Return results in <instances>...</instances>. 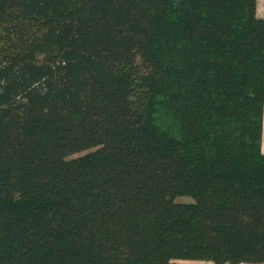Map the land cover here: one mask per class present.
Instances as JSON below:
<instances>
[{
    "label": "trees",
    "instance_id": "16d2710c",
    "mask_svg": "<svg viewBox=\"0 0 264 264\" xmlns=\"http://www.w3.org/2000/svg\"><path fill=\"white\" fill-rule=\"evenodd\" d=\"M203 262L264 264L258 0H0V264Z\"/></svg>",
    "mask_w": 264,
    "mask_h": 264
},
{
    "label": "rangeland",
    "instance_id": "374dc122",
    "mask_svg": "<svg viewBox=\"0 0 264 264\" xmlns=\"http://www.w3.org/2000/svg\"><path fill=\"white\" fill-rule=\"evenodd\" d=\"M258 16L264 18V0H258ZM180 201H191L190 198H179ZM203 264H212L210 262H203ZM263 264V263H258Z\"/></svg>",
    "mask_w": 264,
    "mask_h": 264
}]
</instances>
